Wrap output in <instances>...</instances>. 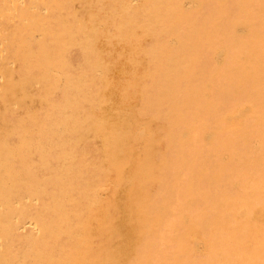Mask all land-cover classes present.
I'll return each mask as SVG.
<instances>
[{"label": "bare ground", "instance_id": "6f19581e", "mask_svg": "<svg viewBox=\"0 0 264 264\" xmlns=\"http://www.w3.org/2000/svg\"><path fill=\"white\" fill-rule=\"evenodd\" d=\"M0 264H264V0H0Z\"/></svg>", "mask_w": 264, "mask_h": 264}, {"label": "rangeland", "instance_id": "374dc122", "mask_svg": "<svg viewBox=\"0 0 264 264\" xmlns=\"http://www.w3.org/2000/svg\"><path fill=\"white\" fill-rule=\"evenodd\" d=\"M223 55H224V52H220V53L218 54V56H217V60H218L219 62L222 60ZM142 135L145 136L144 133H143ZM211 139H212V138H211Z\"/></svg>", "mask_w": 264, "mask_h": 264}]
</instances>
